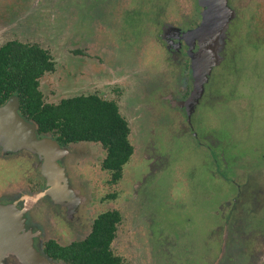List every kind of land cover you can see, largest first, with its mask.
Segmentation results:
<instances>
[{"label": "rangeland", "instance_id": "374dc122", "mask_svg": "<svg viewBox=\"0 0 264 264\" xmlns=\"http://www.w3.org/2000/svg\"><path fill=\"white\" fill-rule=\"evenodd\" d=\"M64 1L43 0L30 7L32 0H20L1 26L11 30L6 25L15 17L32 24L37 43L49 52L54 70L39 78L43 101L87 93L114 100L133 150L121 177L111 182L109 172L100 168L104 152L99 145H66L67 179L76 190H69L70 200L60 209L69 211L75 203L72 215L79 219L54 220L49 209L35 208L36 243L80 239L91 218L111 208L120 221L110 249L121 264H254L264 256V21H242L247 35L242 46L237 40L235 71L225 73L214 103L206 101L193 112L189 103L198 94L191 96L193 75L201 87L208 59L229 57L222 38H215L226 18L221 28L209 30L205 25L218 24L213 21L218 14L209 17L205 7L198 30L209 31L208 45L202 37L199 48L180 49L190 64L183 60L177 80L156 39L162 28L151 24L158 0ZM206 1L215 11L220 7V0ZM244 15L249 17L246 10ZM253 30L258 40L248 42ZM193 64L201 71L192 73ZM222 71L214 74V89ZM182 72L187 83L181 81ZM14 168L0 160V187L5 188L2 182L13 177ZM30 175L41 180L36 172ZM23 180L18 174L15 182L23 185ZM21 233L28 243V232ZM12 244L8 249L22 259L13 249L19 245Z\"/></svg>", "mask_w": 264, "mask_h": 264}, {"label": "flooded vegetation", "instance_id": "af4514ba", "mask_svg": "<svg viewBox=\"0 0 264 264\" xmlns=\"http://www.w3.org/2000/svg\"><path fill=\"white\" fill-rule=\"evenodd\" d=\"M19 1L20 0H0V20L2 22L7 20L4 18L6 16V12H15L17 9L16 2L19 3ZM42 1L43 0H32L30 7H32V5L34 6L36 3L41 4ZM50 1L53 2V4L54 2L57 4L62 1L65 2L64 0ZM79 1L82 2L84 0ZM72 2H74V0H72ZM158 2L160 5L155 4L156 8L151 9V12H154L152 16L155 17V19H152L154 22H151V24L154 28H162L159 29L156 39L158 43L164 48L163 50L165 51V57L162 59L169 67L170 75L175 77L177 80L180 76L178 69L180 68L181 71L183 70L181 69L183 60H186L188 65L190 64L189 57L179 53L180 49L183 48L189 50L187 47L192 49L199 48L200 43H202V37H204L203 43L206 45V47L208 45L207 37L210 36V33H208L209 31L207 29L203 32L198 30L199 26L201 25L199 20H201L203 16L205 7H207L209 10V17L215 13L218 14V18L213 19V21L218 20V24L215 25L209 23L208 25H205L209 30L211 28H221L222 20L225 18L227 19L226 23L223 24L224 28L223 32H221L222 34H220V36L219 34H215V38H222L220 42H222L221 44H223L224 48H227V51L229 49V57L227 59L225 56L223 58H217V56L212 57L208 59L204 66L202 65V62H200L204 68L203 73L205 75L204 82H201V87L197 84L196 74L192 77L193 81H195V85L191 96H194L196 93H198L195 95L197 97H192L191 102L189 103L192 107V111L194 112L197 106L199 107L200 105H203L206 101L208 102L206 105L210 106L211 103L216 101L215 97L221 94V85L224 83V79L227 77L225 73L230 75L233 70L235 71L236 65L234 63L236 62V56L234 55L236 48L238 47L237 40H239V44L242 46L247 35V32L240 28L242 21L244 20V23L247 24L252 21L254 23L257 21L260 24L262 21H264V0H220V7H218L216 11L210 8L209 2L206 0H158ZM245 10L247 14H249V17H245ZM146 11H148V9H146ZM256 16L259 17L255 18ZM234 21L236 22L238 28H236L235 25L230 28V22L232 24ZM13 22L14 24L9 26L6 25L7 27L12 28L11 30L6 27L5 29L0 23V46L4 45L5 43L15 42L19 44L37 45L40 47V45L37 43V40L39 39L38 36L31 32V29L34 31V28H32L33 26H31L32 24L21 22L17 17L13 19ZM250 34L251 35H249L250 39L248 42H256L258 40L259 34L254 30ZM191 52L194 53L193 51ZM196 65L198 64L196 63ZM200 67H195L193 64L191 72L193 73L194 71H201ZM223 69L224 71H222L220 74L221 80L218 79L220 85L218 89H214V83L217 81V79L214 77V74L215 72ZM181 81L182 83H187L186 76H184L183 72L181 73ZM188 86L187 84L185 85L186 88ZM193 112H191L190 117ZM140 127L144 128L145 124H141ZM139 133L141 134V131L138 132V138ZM40 136L43 135H37V137L41 138ZM57 144L58 149L54 151V154H51V160H48L38 152L31 151L26 148L10 149L6 146L5 148L3 146V138H0V160L4 163L8 162L15 166V173L12 174L13 177L10 176L9 178H4L2 182L4 185L2 186L5 188L0 187V264H25L22 262L24 260L18 258L16 253L11 252L12 249H8L13 246L12 239L15 235L25 238V234L22 235L21 231L28 232L27 237L36 248V251H38V253L50 263L66 264L61 260L50 258L43 251V242L46 240H53L57 244L63 246L73 241H80L88 234L91 223L98 214L105 211L116 210L110 208L97 213L93 218H91L86 235L80 239L60 244L52 238H46L38 244L36 243L37 234L35 233L40 232V229L38 228L40 224L39 221L34 218L35 208L43 209L45 207L47 210L49 209V211L53 213L52 216L54 220L59 218L62 220L65 218L68 221H77L79 219L76 215H72L77 213V207L75 203L71 209L69 208V211H63L60 209V207L64 206L65 203L68 204V201L70 200L69 190L71 189L73 191L75 188L69 183L67 179L68 175L66 167L68 166L66 164L67 160L65 161L67 154L65 155L63 153L64 148H67V146L61 145L59 143ZM215 158L221 160L222 156L218 154V156H215ZM217 159H212V161L216 162ZM217 171L222 172V169L219 168ZM33 172L38 173V175L41 177V180H37L35 177H30L32 176L30 174ZM18 174H22L23 176V185H18L15 182ZM4 208H8V211H5ZM80 229L81 228H79L78 231ZM6 242L8 243L7 250L5 249ZM262 262H264V256L260 257V259L254 264H262Z\"/></svg>", "mask_w": 264, "mask_h": 264}, {"label": "trees", "instance_id": "16d2710c", "mask_svg": "<svg viewBox=\"0 0 264 264\" xmlns=\"http://www.w3.org/2000/svg\"><path fill=\"white\" fill-rule=\"evenodd\" d=\"M53 70L54 62L44 48L15 42L0 46V104L15 94L18 113L35 125L37 135H50L61 145H99L104 152L100 168L109 172L111 182L117 181L133 150L127 122L118 106L95 93L43 101L39 78ZM119 221L117 210L102 212L82 240L63 246L46 240L43 251L66 264H121L109 248Z\"/></svg>", "mask_w": 264, "mask_h": 264}, {"label": "water", "instance_id": "95a60500", "mask_svg": "<svg viewBox=\"0 0 264 264\" xmlns=\"http://www.w3.org/2000/svg\"><path fill=\"white\" fill-rule=\"evenodd\" d=\"M17 110V97L15 95H10L0 104V138H3V146L10 149L26 148L51 160V154H54V151L58 149L56 141L37 137L35 125L25 120ZM5 223L7 224L6 221ZM15 236L16 239H12V242L19 247H13V249H16L18 254L21 253L22 260H28V264H50L31 246L30 241L27 243L24 237ZM23 241L24 243H22Z\"/></svg>", "mask_w": 264, "mask_h": 264}, {"label": "bare ground", "instance_id": "6f19581e", "mask_svg": "<svg viewBox=\"0 0 264 264\" xmlns=\"http://www.w3.org/2000/svg\"><path fill=\"white\" fill-rule=\"evenodd\" d=\"M13 239H16V237L14 236ZM22 243H24V241Z\"/></svg>", "mask_w": 264, "mask_h": 264}, {"label": "crops", "instance_id": "0c3cea01", "mask_svg": "<svg viewBox=\"0 0 264 264\" xmlns=\"http://www.w3.org/2000/svg\"><path fill=\"white\" fill-rule=\"evenodd\" d=\"M5 209V211H8V208H4Z\"/></svg>", "mask_w": 264, "mask_h": 264}]
</instances>
